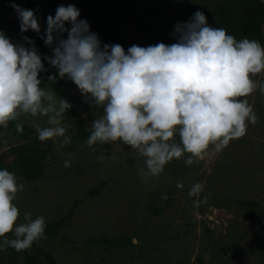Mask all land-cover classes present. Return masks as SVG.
<instances>
[{
	"label": "clouds",
	"instance_id": "9594fccd",
	"mask_svg": "<svg viewBox=\"0 0 264 264\" xmlns=\"http://www.w3.org/2000/svg\"><path fill=\"white\" fill-rule=\"evenodd\" d=\"M10 6L20 32H35L52 55L42 57L28 36L21 39L31 47L12 42L0 31V128L7 129L22 115L47 117L48 127L33 125L37 139L43 143L63 137L61 146L71 144L62 125L72 105L41 86L40 74L48 71L44 62L56 69L48 80H70L84 103L102 110L91 122L87 146L93 151L97 144L129 146L144 158L145 177H159L173 160L184 158L192 165L219 154L258 122L247 97L257 90L264 95V83L253 79L264 73V46L209 26L201 11L174 25L175 43L133 44L125 51L120 44L102 45L89 23L79 19L74 4H61L54 16L46 17L43 36L34 10L14 2ZM15 127L17 133L24 130L22 122ZM63 166L70 167V161ZM20 180L15 172L0 169V252L9 247L27 251L47 238L43 216L32 219L25 213L24 222L17 223L20 209L14 201L24 190ZM203 190L204 185L196 183L188 195L199 197ZM199 203L194 201V206Z\"/></svg>",
	"mask_w": 264,
	"mask_h": 264
},
{
	"label": "rangeland",
	"instance_id": "374dc122",
	"mask_svg": "<svg viewBox=\"0 0 264 264\" xmlns=\"http://www.w3.org/2000/svg\"><path fill=\"white\" fill-rule=\"evenodd\" d=\"M219 1L139 0L136 9L148 4L165 19L177 8L206 12ZM253 79L264 83V73ZM72 93L73 105L91 126L102 110L84 103L74 84ZM247 99L259 119L248 125L243 138L192 165L184 158L173 160L159 177H145L144 158L121 142L94 145L93 151L86 142L61 146L63 137L52 140L44 173L31 183L20 180L24 190L14 202L20 209L17 223L30 213L32 219L43 216L46 226L59 224L58 230L22 253L7 248L0 260L26 264L25 255L32 264H264V95L257 90ZM19 119L35 133L34 124L49 126L47 117ZM62 126L72 138L71 121ZM17 144L3 130L0 155ZM196 183L204 190L189 197ZM154 208L160 212L153 214ZM101 237L118 245L125 239L130 243L115 248L90 243Z\"/></svg>",
	"mask_w": 264,
	"mask_h": 264
},
{
	"label": "trees",
	"instance_id": "16d2710c",
	"mask_svg": "<svg viewBox=\"0 0 264 264\" xmlns=\"http://www.w3.org/2000/svg\"><path fill=\"white\" fill-rule=\"evenodd\" d=\"M14 2L23 9L34 10L39 18L41 26L40 36H43L46 28V17L55 15L56 8L63 4H74L80 10L79 19L89 23L90 31L98 34L103 44H120L125 51L133 44L141 47L155 45L163 42L172 44L177 37L174 33V25L177 22L188 21L199 8L184 6L174 10L165 19L162 18L154 7L143 4L136 9L139 0H0V31L10 40H22V36H28L35 42V46L41 56H51V49L44 45L43 40L33 31L20 32L19 20L10 4ZM207 17V23L211 27L225 28L228 34L234 35L237 40L247 37L258 40L263 46L264 42V2L262 0H221L210 11H201ZM66 27L68 25L66 24ZM67 34H62L66 38ZM25 47H31L24 42ZM47 72L40 74L41 86L45 91L53 89L61 98L71 103L72 107L65 113L64 121H71L72 145L86 142L91 126L80 117L81 109L73 105V83L70 80H48L49 75H56V69L44 62ZM58 99V98H57ZM10 122L7 129L0 128V135L7 130L9 136L19 144L9 147L0 155V169H8L26 183H31L44 173L43 164L47 156L53 150L52 140L40 142L37 133L29 128L24 122V130L17 133L16 123ZM100 145V144H97ZM101 146L108 147L103 144ZM98 191V190H97ZM254 206L253 203H246ZM159 209L154 208L153 214H158ZM59 224L46 226L45 235L56 234ZM11 234V233H10ZM9 235V234H8ZM12 238H14L12 236ZM91 244H103L115 248L130 243L125 239L122 244H115L105 237L90 240ZM12 249V248H11ZM12 252H15L13 250ZM23 252V251H22ZM17 252V253H22ZM26 264H32V259L25 257ZM51 263V262H50ZM0 264H3L0 260Z\"/></svg>",
	"mask_w": 264,
	"mask_h": 264
}]
</instances>
